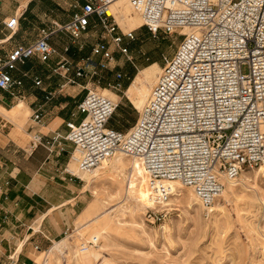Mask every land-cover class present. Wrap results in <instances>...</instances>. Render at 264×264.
<instances>
[{"label":"built area","instance_id":"1","mask_svg":"<svg viewBox=\"0 0 264 264\" xmlns=\"http://www.w3.org/2000/svg\"><path fill=\"white\" fill-rule=\"evenodd\" d=\"M113 1L84 0L74 6L67 21L41 29L31 43L15 45L0 55V89L16 96L22 80L14 78L10 69L31 57L49 62L57 53L49 42L51 33L64 31L76 41L87 32L91 16L97 17L108 39L98 40L81 64L61 57L51 68L64 78L57 90L88 74L94 76L99 65L106 67L95 61L97 55L110 62L118 52L134 65L123 45V37L132 38V32L118 33L107 13ZM127 1L149 32L181 34L176 50L162 55L161 72L135 123L126 131L110 127L117 101L84 87L85 95L77 104L82 114L79 122L67 121L65 135L55 132L44 138L32 133L30 149L41 145L51 152L56 143L61 150L60 140L69 141L73 145L70 158L80 171L93 170L116 153L138 157L156 202L168 195V182L176 180L191 188L207 207L222 192V178L235 179L242 170L264 167V0ZM4 25L15 30L18 17ZM184 28L190 31L181 32ZM124 76L117 72L118 81L108 86L120 91ZM33 83L40 86L42 81L34 77ZM54 94L48 91L45 98ZM30 117L39 121L41 115L35 110ZM64 172L69 179L81 180L68 167ZM146 213L155 220L163 218L161 211ZM34 250L41 249L34 244Z\"/></svg>","mask_w":264,"mask_h":264},{"label":"rangeland","instance_id":"2","mask_svg":"<svg viewBox=\"0 0 264 264\" xmlns=\"http://www.w3.org/2000/svg\"><path fill=\"white\" fill-rule=\"evenodd\" d=\"M110 13L118 26V33L132 32V38L123 37V45L128 46L134 65L118 52L110 62L94 57L106 67L99 65L97 74L92 77L88 74L81 79L85 87L111 94L116 99L119 106L109 126L125 131L137 119L139 89L151 88L161 70L162 55H171L176 50L181 34L148 32L140 16L125 0L113 5ZM96 24L78 39L83 43L81 50L89 51L87 41H94L92 39L97 37L108 39L98 22ZM96 30L98 36H92ZM242 70L246 71V66ZM119 71L125 74L119 82L124 80L128 85L125 88L121 85L117 91L107 83L118 81L116 73ZM28 116L27 110L21 118L22 126ZM130 160L123 156V161L127 162L125 165L115 163L112 158L101 163L98 171L102 174L89 189L83 190L85 182L81 179L84 191L82 211L74 216L71 227L41 248L42 251L33 250L32 264H73L86 245L97 250L94 264H103V261L105 264H264V177H261L264 173L261 171L258 177L254 174V170L262 169H245L250 178L247 185L239 181L233 192L216 197L215 202L219 205L211 213L189 188L169 195L163 201L165 204L155 203L138 209L127 189ZM146 211H161L163 218L155 220ZM96 230L102 233L93 241L90 237ZM63 239H66V246L60 252H49L53 242ZM90 241L94 244H88ZM82 246L84 249L80 250Z\"/></svg>","mask_w":264,"mask_h":264},{"label":"crops","instance_id":"3","mask_svg":"<svg viewBox=\"0 0 264 264\" xmlns=\"http://www.w3.org/2000/svg\"><path fill=\"white\" fill-rule=\"evenodd\" d=\"M83 2L0 0V55L15 45L31 43L41 29H53L54 23L67 21L76 10L74 6ZM13 16L18 17V25L11 31L4 23ZM97 22V17L91 16L84 34L95 28ZM96 32L91 33L92 36L97 37ZM92 40L87 41L89 51L81 50L80 40H72L64 31H54L49 42L57 53L49 62L41 63L31 57L23 64H16L10 73L22 80L18 94L12 97L0 89V264H32L34 244L41 249L57 239L83 209L81 180L69 179L64 172L65 167L70 168L72 143L61 139L62 149L55 143L51 152L41 145L30 149V136L34 132L44 138L55 132L65 135L68 130L65 123H77L82 118L77 111V104L86 92L82 90L85 87L82 79L78 78L75 84H65L58 91L64 78L53 74L51 68L61 57L71 64H81L100 39ZM34 77L41 79L40 86L34 85ZM127 84V81L121 82L124 88ZM48 91L55 94L46 99ZM20 102L22 107L16 111ZM27 110L29 116L22 126L21 118ZM35 110L40 112L39 121L30 117Z\"/></svg>","mask_w":264,"mask_h":264},{"label":"bare ground","instance_id":"4","mask_svg":"<svg viewBox=\"0 0 264 264\" xmlns=\"http://www.w3.org/2000/svg\"><path fill=\"white\" fill-rule=\"evenodd\" d=\"M120 0H114L111 5H110V8L108 10V14L111 15L110 13V10H111V7L113 5H115L116 3H118ZM126 3L129 5L128 1L125 0ZM129 7L131 8V6L129 5ZM132 9V8H131ZM138 15V14H137ZM121 16L123 17V15L121 14ZM190 30L187 29V28H184L181 30V32L183 33H186V32H189ZM154 67V66H152ZM151 67V69H153ZM161 70L159 69V74H160ZM158 74V75H159ZM158 77V76H157ZM139 78V77H138ZM157 81V78L155 80V82ZM136 82V81H135ZM142 82V81H141ZM154 82V83H155ZM138 85V83H137ZM144 85V84H143ZM154 85V84H153ZM151 85V88L152 86ZM141 88V87H140ZM151 88L150 86H144L142 89H139V99H138V110L141 111L142 107L146 104V102L148 101L149 99V95H150V91H151ZM149 92V93H148ZM103 94V93H102ZM105 95V94H103ZM148 95V96H147ZM108 97H111L113 100L116 101V99L111 95H106ZM22 107V103L20 102L17 106H16V111H18V109H20ZM138 111V112H139ZM123 156L124 157H128L132 160H130L128 162L129 164V170L131 169V172H130V179L128 180V192H129V195L137 202L138 204V209H142L144 208L145 206H150V205H155V203H161L163 202L169 195H172V194H175L177 192H180L182 191V189L184 188H189V187H185L183 185L180 184V182L176 181V180H173V181H170L168 182L169 184V188L171 189L168 193V195L164 196L161 200H159V202H156L155 201V193L154 191L149 187L148 185V177L143 169V166H142V162H141V159L138 158V157H130V156H127L123 153H116L114 156L102 161V163H106V161H109V159L112 158V160L115 161V163H120L121 165H125L127 162H124L123 161ZM71 163H70V168L68 166V169L71 170L73 173H75L76 175H78V177L80 176V178L85 182L83 184V190H86V189H89L93 186V184L96 182V180L98 178H100L101 176V172L98 171V166L95 167L93 170H90V171H80L79 168L77 167V164L74 160H70ZM112 164V163H111ZM114 164V163H113ZM107 165V164H106ZM260 171H257V170H254V174H255V177H258L259 176V173L262 171L264 173V167L263 166H260L259 167ZM257 169V168H256ZM128 170V171H129ZM106 172V171H105ZM104 173V172H103ZM261 177H264V174L263 176ZM239 179V180H238ZM238 180V181H237ZM242 182V183H246L248 181H250V178H248V174L244 172V170H242L240 172V174L235 178V179H227V178H222V182L224 183V187L225 189L222 190V192L217 196L218 197H225L227 195L228 192H233L235 190V186L238 184L237 182ZM251 183V182H250ZM125 185V184H124ZM247 185V183H246ZM122 186V185H121ZM244 186V185H243ZM126 187V185H125ZM244 188V187H243ZM191 189V188H189ZM231 194V193H229ZM195 195V194H194ZM192 196V195H191ZM196 197V196H195ZM197 198V197H196ZM216 198V199H217ZM216 199H214V201L209 205L207 206V210L208 212H213L217 207H218V203L215 202ZM132 200V199H131ZM196 203V202H195ZM163 204H165L163 202ZM206 207V206H205ZM204 208V207H203ZM97 214V213H96ZM95 214V215H96ZM101 214V213H100ZM84 216V215H83ZM100 216V215H99ZM92 219V218H91ZM105 219V218H104ZM87 220V219H86ZM90 220V219H89ZM88 220V221H89ZM85 221V220H84ZM85 223V222H84ZM106 224V223H105ZM111 224V223H110ZM80 225V224H79ZM78 225V226H79ZM80 228V227H79ZM165 228V227H164ZM78 229V228H77ZM104 231V230H103ZM102 233V232H101ZM101 233L99 231H94L93 232V235H91L90 239L93 240V241H96V239L101 235ZM104 236V235H103ZM63 246H66V239H63L62 241L60 242H53V245L51 246L50 248V251L49 252H53V251H58L60 252L62 249H63ZM81 246V245H80ZM84 249V248H83ZM81 250V248H80ZM100 252V251H99ZM97 256H98V253H97V250L93 248V246H87L86 245V249L81 252V256L79 257L78 260H73V264H94L95 260L97 259ZM47 257V256H46ZM45 257V258H46ZM74 257V256H73ZM73 259V258H72ZM94 261V262H93ZM45 264V263H43ZM68 264V263H67ZM103 264L104 261H103Z\"/></svg>","mask_w":264,"mask_h":264},{"label":"trees","instance_id":"5","mask_svg":"<svg viewBox=\"0 0 264 264\" xmlns=\"http://www.w3.org/2000/svg\"><path fill=\"white\" fill-rule=\"evenodd\" d=\"M145 28H146V27H145ZM146 30H147V28H146ZM147 31H148V30H147ZM148 32H149V31H148ZM127 47H128V46H127ZM160 61H162V60L160 59ZM161 65H162V62H161ZM129 78H130V77H128V79H129ZM127 85H128V84H127ZM118 106H119V104H118ZM118 106H117V108H118ZM117 108H116V109H117ZM113 115H114V114H113ZM113 115H112V116H113ZM111 118H112V117H111ZM111 118H110V119H111ZM110 119H109V121H110ZM108 125H109V122H108ZM110 127H113V126H110ZM113 128H115V127H113ZM115 129H116V128H115ZM117 130H118V129H117ZM120 131H121V130H120ZM125 131H126V130H125Z\"/></svg>","mask_w":264,"mask_h":264}]
</instances>
